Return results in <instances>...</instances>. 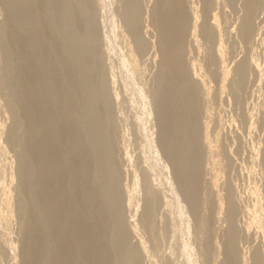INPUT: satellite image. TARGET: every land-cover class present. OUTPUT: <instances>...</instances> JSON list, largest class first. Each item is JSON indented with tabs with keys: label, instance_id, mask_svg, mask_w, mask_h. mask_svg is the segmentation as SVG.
<instances>
[{
	"label": "rangeland",
	"instance_id": "rangeland-1",
	"mask_svg": "<svg viewBox=\"0 0 264 264\" xmlns=\"http://www.w3.org/2000/svg\"><path fill=\"white\" fill-rule=\"evenodd\" d=\"M159 4L86 0L95 46L88 81L96 128L88 135L79 119L77 128L90 145L93 137H105L106 143L92 150L89 182L106 150L105 168L115 170L112 189L119 222L108 217L105 207L95 215L108 238L107 262L264 264V0H182L186 23L180 58L194 84L198 146L194 209L160 143L156 108L165 83V53ZM7 25L0 0V264H25L29 223L39 238L38 264H59L46 238L51 217L44 212L37 182L35 143L17 90L19 55ZM82 63L85 68L91 58ZM75 71L81 75L79 63ZM79 94L77 106L86 110L82 88ZM88 186L89 194L99 189L91 182ZM116 230L125 245L111 242ZM82 257L81 263L89 262Z\"/></svg>",
	"mask_w": 264,
	"mask_h": 264
},
{
	"label": "bare ground",
	"instance_id": "bare-ground-1",
	"mask_svg": "<svg viewBox=\"0 0 264 264\" xmlns=\"http://www.w3.org/2000/svg\"><path fill=\"white\" fill-rule=\"evenodd\" d=\"M2 2L7 11V30L15 53L19 55L22 78L17 90L35 143L37 182L44 200V212L51 217L52 230L45 228L47 242H51L59 264H80L83 255L89 257V262L81 264H108L109 248L104 242L108 238L101 232L95 215L99 208L105 207L108 217L116 225L119 222L115 213L117 196L112 189L115 170L112 166L105 168L110 157L106 150L98 160L101 168L96 169L90 180L99 189L89 194L86 173L90 159H94L91 153L95 144L105 142V137L104 134L93 137L90 145L86 137L81 136L83 130L80 134L77 128L78 119L85 124L88 135L96 128V113L90 107L94 92L88 81L94 70L91 56L95 46L91 43L93 23L88 20L86 0ZM181 3L182 0H160L157 10L165 53L162 70L165 83L159 89L156 110L162 149L173 161L183 183V193L194 209L197 206L198 146L194 142V84L187 78L188 73L185 75L180 58L186 23ZM248 30L247 23L246 34ZM87 56L91 64L84 68L82 61ZM75 63L81 66V75L76 73ZM80 87L86 106L82 111L77 106ZM61 145L65 146L62 153ZM21 181L31 199L28 181ZM26 229L25 264H38L39 238L30 223ZM113 236L111 242L119 240V246L125 245L120 230ZM228 249L232 258V247L229 245ZM133 255L130 252L127 258L131 260Z\"/></svg>",
	"mask_w": 264,
	"mask_h": 264
}]
</instances>
